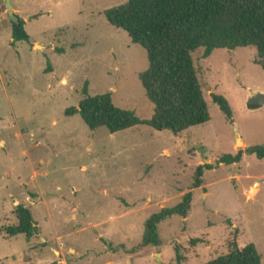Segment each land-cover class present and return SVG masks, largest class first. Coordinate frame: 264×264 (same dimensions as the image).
Returning <instances> with one entry per match:
<instances>
[{
    "label": "rangeland",
    "instance_id": "1",
    "mask_svg": "<svg viewBox=\"0 0 264 264\" xmlns=\"http://www.w3.org/2000/svg\"><path fill=\"white\" fill-rule=\"evenodd\" d=\"M6 1L0 0V264H177L176 248L181 264H205L227 254L233 240L240 248L254 244L264 264V159L244 153L264 146V70L255 49L215 50L207 59L202 50L192 54L209 122L179 138L146 125L111 135L64 112L78 107L86 86L89 96L109 93L115 107L141 121L152 117L139 79L146 52L104 17L127 0H9L30 38L14 43ZM213 94L228 101L231 122ZM238 151L240 163H219ZM201 165L212 169L192 189ZM188 192L187 217L159 226V247L138 248L144 222ZM18 205L39 229L30 240L6 235L17 224Z\"/></svg>",
    "mask_w": 264,
    "mask_h": 264
},
{
    "label": "trees",
    "instance_id": "2",
    "mask_svg": "<svg viewBox=\"0 0 264 264\" xmlns=\"http://www.w3.org/2000/svg\"><path fill=\"white\" fill-rule=\"evenodd\" d=\"M107 22L125 32L131 42L145 50L148 68L139 75L147 100L154 106L149 120L141 121L132 112L117 108L111 94L89 96L86 86L84 98L77 108H68L64 115H78L89 130L104 128L115 134L139 125L157 132H167L174 137L191 128L210 121L209 107L203 96L192 54L202 50L207 59L215 50L233 51L253 47L255 64L264 70V0H127L126 3L104 12ZM12 40L29 42L20 18L12 22ZM216 104L228 122L232 111L228 101L213 94ZM245 154L264 159V146L246 148ZM243 151L223 155L219 163L229 166L241 162ZM196 169L192 189L203 185L204 170ZM192 202V193L184 194L173 207H162L144 222V232L138 248L159 247V226L173 216L186 218ZM17 224L8 227L9 237L23 235L26 240L38 235L39 229L27 208L14 209ZM193 245L201 243L192 238ZM176 248V262L182 257ZM205 264H262L261 255L254 244L240 248L235 240L229 244L227 254Z\"/></svg>",
    "mask_w": 264,
    "mask_h": 264
},
{
    "label": "water",
    "instance_id": "3",
    "mask_svg": "<svg viewBox=\"0 0 264 264\" xmlns=\"http://www.w3.org/2000/svg\"><path fill=\"white\" fill-rule=\"evenodd\" d=\"M6 9H7V15L9 17V19L12 21V22H17V16L13 13V10H12V7L10 5V1L7 0L6 1ZM261 105V104H260ZM260 105H254V108H257L259 107ZM251 107V106H250ZM205 160V159H204ZM158 258H159V255H158ZM157 264H161L160 262H157Z\"/></svg>",
    "mask_w": 264,
    "mask_h": 264
}]
</instances>
